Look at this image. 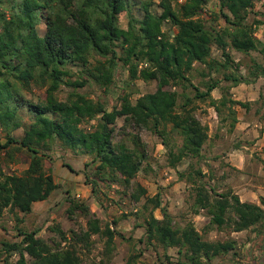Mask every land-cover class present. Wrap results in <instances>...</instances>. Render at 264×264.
I'll list each match as a JSON object with an SVG mask.
<instances>
[{
  "label": "trees",
  "instance_id": "trees-1",
  "mask_svg": "<svg viewBox=\"0 0 264 264\" xmlns=\"http://www.w3.org/2000/svg\"><path fill=\"white\" fill-rule=\"evenodd\" d=\"M131 1L0 0V128L6 133L0 150L14 145L29 158L19 174L0 168V218L5 210L31 213L34 202L47 199L58 187L44 167V159L58 143L65 151L91 156L85 163L91 165V172L84 171V183L98 203L99 183L118 184L126 192L130 188L129 198L140 202L136 216L142 218V224L135 226L144 227L143 236L124 264H138L143 253L141 243L161 262L170 261L168 249L174 248L176 264H226L225 260L246 264L235 239H212L207 233L226 228L235 232L253 229L260 237L264 230V198H260V204L241 201L231 189L219 191L207 184L199 160L203 158L208 126L195 111L196 102L207 103L219 116L226 109L233 127L232 107L247 104L231 99L228 87L221 88L219 99H214L211 91L221 79L237 84L264 77V40L255 35L256 27L264 20L248 21L256 0H216L217 11H212L210 20L202 17L210 0H175L176 6L174 0H140L135 3L141 11L138 16L132 13ZM121 12L128 15L126 27L119 24ZM218 18L223 26L214 24ZM165 24L175 27L176 33L165 30ZM213 45L220 51V58L211 56ZM232 50L249 58L235 62ZM251 52L260 55L261 61ZM243 62L245 77L238 74V65ZM123 72H127L129 81L117 96L118 106H109L108 98L99 95L94 99L80 91L96 86L110 95L116 74ZM196 76L201 78L198 84L192 81ZM137 79L155 81L156 88L133 102L125 88ZM32 85L43 89L36 101L23 94ZM63 86L69 90L60 98ZM21 110L29 114L27 124ZM118 119L123 125L146 129L160 137L170 168L176 169L186 158L199 159L190 162L186 170H176V174L178 180L193 187V213L204 212L208 219L203 230L183 215L177 219L162 205L160 193L148 196L146 189L134 181L143 169L147 150L137 134L132 135V146L128 138L113 140ZM93 120L91 129L83 128L84 123ZM19 128L24 129L22 137L10 134ZM173 133L181 138L178 146L168 143ZM68 201L71 206L67 214L80 211L87 215L85 227L65 232L58 225L51 226L60 240L68 241L62 247L59 241L50 245L37 236L39 227L28 231L18 226L16 235L20 240L0 244L7 256L18 254V259L9 264H110L116 236L124 238L117 230L118 220L102 221L85 202L72 198ZM156 209L160 217L155 215ZM257 226L260 228L254 230ZM92 235L104 239L102 257L97 263H85L77 243L84 242L89 251L94 244L89 241ZM248 260L250 264H264V237L262 241L252 240ZM5 261L8 263L7 258Z\"/></svg>",
  "mask_w": 264,
  "mask_h": 264
},
{
  "label": "rangeland",
  "instance_id": "rangeland-1",
  "mask_svg": "<svg viewBox=\"0 0 264 264\" xmlns=\"http://www.w3.org/2000/svg\"><path fill=\"white\" fill-rule=\"evenodd\" d=\"M140 0H132V13L136 16L141 14L138 9L139 4H135ZM158 3L160 0H152ZM173 5L176 6L175 0ZM154 7L159 10L157 6ZM217 11V1L210 0L205 6L202 13L204 19L210 20L213 15L212 11ZM264 0H256L254 2V7L248 16V21L251 22L254 19L264 20ZM128 15L126 12H121L118 15L119 24L122 27H126ZM216 21V20H215ZM223 21L218 18L214 24L218 27L223 26ZM262 28L258 30V28ZM40 30L43 32L44 26L41 24L39 26ZM165 30L170 31V33H176V28L171 27L169 24H165L163 27ZM255 35L264 39V22L258 25L255 29ZM254 55L255 52H252ZM211 56L220 58V51L213 45L211 50ZM257 56V55H255ZM247 61L248 57H243ZM216 76V75H215ZM200 77L196 76L193 78V82L198 84L200 82ZM125 81H129L127 78V72L117 73L116 80L110 95L103 94V92L96 86L84 87L80 89L81 92H86L90 97L96 98L97 96H102L103 98H108L109 106H118L117 96L122 91L121 87L125 84ZM156 88L155 81L144 82L140 79L130 81V86L125 88L126 92L131 93V100L134 102L135 99L146 93L152 92ZM170 88V87H169ZM172 89L181 92L180 88L173 87ZM69 89L65 86L61 87V91L58 93L60 98H63ZM43 93V89L31 86L23 92L25 97L36 101L39 96ZM196 115L200 118L203 124H207L208 131L212 135L214 132L219 131L220 127H225V130L229 128V122H231V116L227 115V110L224 109L222 115H218L219 122L215 125L216 117L213 115L214 111L210 114L208 110L210 107L207 103L196 102ZM21 115L27 124L30 121L29 114L25 110H21ZM221 116L227 118L226 122H221ZM95 121H90L89 123H84L82 126L85 129H91L92 124ZM220 123V124H219ZM123 128V129H122ZM24 133L23 128L16 129L10 134L16 138L22 137ZM137 134L139 139L143 144H145L147 150V158L143 162L142 171L138 172L134 181L141 184L146 189V195L153 196L157 192L162 195V205L167 207V210L173 214L177 219L180 216L187 220H192L195 227L198 230H203L204 225L207 223L208 219L202 214H194V208L192 206V185L185 181H180L177 179L176 170H186L189 163H195L198 160L195 159H183L177 166L176 169L170 168L167 165V149L163 145L160 137L155 135L146 129H135L132 125H123L122 119H118L115 124V133L113 135V140L118 141L121 138H128L127 143L132 146V135ZM126 135V137H125ZM129 136V137H127ZM6 133L0 128V144L5 142ZM168 143L170 146H178L181 143V138L179 135L173 133L169 138ZM206 144L203 146V158L199 160V166L205 172L207 184L214 186L219 191H226L231 189L228 187L227 183H224L222 179L223 168H220L222 159L218 158L219 155L211 157V161L207 163L205 161ZM14 146V145H12ZM8 147L6 149L0 150V168L5 172L21 173L28 164L29 158L27 153L23 151H18L14 147ZM11 156V158H9ZM210 156V155H209ZM91 156L80 155L72 151H65L60 148L58 143L53 145V149L49 151L48 157L44 159L45 169L52 174L54 182L58 185L56 189L50 194V196L42 201H37L33 203L32 211L29 214H23L20 212L5 210L2 217L0 218V244L4 241L15 242L20 240V237L16 235V228L19 226L24 230L31 231L37 227L40 228L37 236L45 239L50 245H54V242L60 243V246H67L68 241L60 240L59 235L50 229L51 226H60L61 229L68 232L69 230H74L78 232L81 228L85 227L86 216L80 212L67 214V210L71 203L68 201L71 198L73 201L85 202L90 211L100 218L102 221H110L111 219L118 220L117 230L121 232L122 237L116 236L115 239V249L111 255L110 264H124L125 259L131 253H134V247L137 245V240L143 236L144 227L135 226V224H142V218H138L137 212L139 211V203L133 202L129 198V192L132 189L125 191L123 186L118 184H112L107 186L103 183H99L98 195L101 199V204L98 203L90 195V186L86 185L84 171L90 173L91 165L85 166V163H89ZM213 161V163H212ZM208 164V165H207ZM210 164H212L210 166ZM70 166V168L68 167ZM124 190V191H123ZM233 191V189H231ZM125 192V193H124ZM261 196L255 198L253 203L260 204ZM111 200V201H110ZM21 221L18 222L17 218ZM155 215L160 217L161 213L159 209L155 210ZM260 228L257 226L254 230ZM70 233H68L67 238H69ZM207 236L212 239L223 240L226 238H233L239 244V256L249 263V249L252 245V240L257 239L262 241L264 237V230L260 237L257 238L256 232L250 229L235 232L226 228L224 230H211L207 233ZM130 238V239H129ZM90 243L93 241L94 244L90 246V250L84 247V242L77 243V250L83 262L97 263L102 257V250L104 248V239L92 235L90 238ZM143 248V253L138 260V264H160L155 253L149 248L144 249L143 243L140 244ZM0 245V264L14 263L18 259V254L13 253L7 256V253L1 250ZM176 250L173 248V251ZM28 259L29 257L26 256ZM8 259V263L5 261Z\"/></svg>",
  "mask_w": 264,
  "mask_h": 264
},
{
  "label": "crops",
  "instance_id": "crops-1",
  "mask_svg": "<svg viewBox=\"0 0 264 264\" xmlns=\"http://www.w3.org/2000/svg\"><path fill=\"white\" fill-rule=\"evenodd\" d=\"M260 29L262 28H258V30ZM231 53L235 62L240 61L243 57L240 52L232 50ZM251 55L254 54L251 52ZM255 55L253 57L261 61L260 55ZM243 64L238 65V74L245 77L247 68L244 62ZM211 75L214 74L211 73ZM223 87H228L231 99L245 102L247 107L240 105L232 107L235 111L233 127L229 125V128L225 130V127L222 126L212 135L208 131L206 141L208 142L206 144L208 153L205 154V161L208 163L211 161V157L219 155L218 158L222 159L219 167L224 169L221 176L224 183L233 189L241 201L253 202L258 196L264 198V77H253L249 82L237 84L221 79L219 86L211 91V96L214 99H219L222 96L221 88ZM208 111L210 114L214 111L215 125H217L220 120L217 118L218 114L213 107H210ZM222 121L226 122L227 118L221 116ZM201 153H203V148ZM168 254L170 261L160 262V264H176V250L173 251V248H169ZM225 263L236 264L226 260Z\"/></svg>",
  "mask_w": 264,
  "mask_h": 264
}]
</instances>
